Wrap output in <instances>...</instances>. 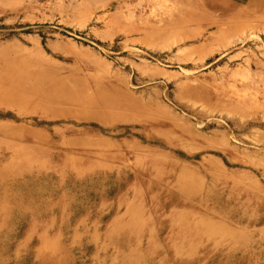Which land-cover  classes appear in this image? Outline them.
Here are the masks:
<instances>
[{
    "label": "rangeland",
    "instance_id": "rangeland-1",
    "mask_svg": "<svg viewBox=\"0 0 264 264\" xmlns=\"http://www.w3.org/2000/svg\"><path fill=\"white\" fill-rule=\"evenodd\" d=\"M29 67L0 264H264V0H0Z\"/></svg>",
    "mask_w": 264,
    "mask_h": 264
},
{
    "label": "bare ground",
    "instance_id": "bare-ground-1",
    "mask_svg": "<svg viewBox=\"0 0 264 264\" xmlns=\"http://www.w3.org/2000/svg\"><path fill=\"white\" fill-rule=\"evenodd\" d=\"M28 70V73H26V70L20 71L18 69H15L14 71H10L9 69L8 73L0 72V93H4L5 91L16 92L17 95H25L28 93L31 89L30 87L33 86V83H30V80L35 76L32 67H29ZM104 104L106 106L116 105V103L109 99H104Z\"/></svg>",
    "mask_w": 264,
    "mask_h": 264
}]
</instances>
